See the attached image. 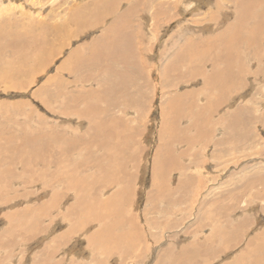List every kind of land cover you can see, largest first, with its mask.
<instances>
[{"label":"rangeland","instance_id":"obj_1","mask_svg":"<svg viewBox=\"0 0 264 264\" xmlns=\"http://www.w3.org/2000/svg\"><path fill=\"white\" fill-rule=\"evenodd\" d=\"M240 1L117 0L54 41L31 16L92 0H0V264H264V5L233 52Z\"/></svg>","mask_w":264,"mask_h":264},{"label":"bare ground","instance_id":"obj_2","mask_svg":"<svg viewBox=\"0 0 264 264\" xmlns=\"http://www.w3.org/2000/svg\"><path fill=\"white\" fill-rule=\"evenodd\" d=\"M150 1V0H149ZM10 3V1H8ZM75 2V1H74ZM115 2L117 4V0H92V2H90L89 4L87 3L86 5H74L73 4V7H71L68 11V8H67V13H69L68 16H64L62 15L61 12L57 11L58 9H55L54 6L51 7V11L48 15H46L44 17V19H37L38 17H35V16H31V21L27 22L29 23V26L30 24H32L30 26L33 27V29L35 28V25L37 28L40 29V32H41V29L43 28L45 31H48L49 32V36L54 40H58L61 36H69V35H73L74 37L75 36H80L81 33H83L85 31V29L87 28H90V27H94L97 25V23L99 24L100 22L103 24V22L106 21V16H103L105 13L106 14H113L111 11H114V5H115ZM120 2V1H119ZM172 2V1H171ZM176 2V1H175ZM241 2V1H240ZM68 3V1L66 2ZM148 3V2H147ZM264 0H261V2H259V0L256 2L254 1H242L241 3H239L237 6H239V8H237V10L235 9V12H236V18H235V21H232L230 24H228V29H227V32H228V37L225 39V38H221V40H225V45H227L230 49V46L232 47V50L230 49V51H233V50H236L235 49V45H232L234 43H240L242 41V36H241V31L243 29L244 26H246L247 28H249V26L246 24L247 23V20L253 15L254 11H255V8H258L259 6H263L264 4ZM2 4V3H0ZM114 4V5H113ZM149 4V3H148ZM147 4V5H148ZM183 4V3H182ZM256 4V5H255ZM62 5V4H61ZM58 6V8H60V6ZM151 5V4H150ZM171 5V3H170ZM173 5V4H172ZM9 6H11L10 4L5 8V11H7L9 9ZM94 7H98V8H94ZM173 7V6H172ZM3 8V6H2ZM3 8V10H4ZM40 8H44V7H40ZM39 8V10H40ZM148 8V7H147ZM160 9V8H159ZM2 10V11H3ZM56 10V11H55ZM63 10V9H62ZM107 10V11H106ZM179 10V9H178ZM1 11V9H0ZM5 11H3L4 13H6ZM130 11V10H129ZM58 12V13H57ZM28 13V12H27ZM66 13V14H67ZM42 15H44V13H41ZM35 15V13H34ZM4 16L0 17L3 18ZM8 17V16H7ZM28 17V15H27ZM69 17V18H68ZM117 17V16H116ZM247 17H249L247 19ZM41 18V17H40ZM56 18V19H55ZM57 18H62L63 20L59 23L57 22ZM121 18L123 19V17H117L115 20H113L114 22L112 23L113 25L111 26H107L104 31L102 32L101 36L97 39H94L93 41H91L89 43V51H90V56H91V53L94 56V58H96V56H101L102 58H104V55H109V57L114 53V47L119 46V44H123L122 43V39L125 37V36H128L125 32V28H124V25L121 24V26H119V23H120V20ZM216 19V18H215ZM3 20V19H2ZM28 20V19H27ZM53 20H56V21H53ZM127 20V19H126ZM214 20V19H213ZM246 20V21H245ZM251 20V18L249 19ZM4 21V20H3ZM93 21V23H92ZM6 22V21H5ZM129 22V21H128ZM24 23V22H23ZM101 24V25H102ZM111 24V23H110ZM125 24V22H124ZM8 26V25H7ZM98 26V25H97ZM26 27V26H25ZM126 27V25H125ZM256 27V26H255ZM259 27V25H257V28ZM256 28V29H257ZM29 29V28H28ZM36 29V28H35ZM38 29V30H39ZM8 30V29H7ZM252 32H253V29H251ZM30 31H33L32 29H30ZM245 31V30H244ZM8 33V31H5V28L3 25L0 26V37H4V34L5 33ZM65 32V33H64ZM251 32V31H250ZM29 33V32H27ZM36 32H34L35 34ZM39 33V31H38ZM243 33V32H242ZM222 34H225V33H222ZM244 34V33H243ZM27 35V34H26ZM30 35V34H28ZM224 36V35H223ZM32 39H33V34L30 36ZM34 37H36L34 35ZM39 37H41V34L39 35ZM44 36H42L41 38L43 39ZM47 37V36H45ZM221 37V36H220ZM225 37V36H224ZM244 37V36H243ZM40 38V39H41ZM27 39V38H26ZM36 39V38H35ZM37 38V40H40ZM41 39V41H42ZM111 40V42H109ZM114 42H113V41ZM24 41V39H23ZM36 41V40H35ZM33 41V43L35 42ZM11 43V41H9ZM46 42V38L43 39V42L40 43L39 45V48L41 51H44V53L46 52L47 53V49L49 50L50 49V46L49 45H42V43H45ZM103 42H106L108 45L105 46V44ZM26 43V42H25ZM39 43V41H38ZM125 43V42H124ZM32 44V43H31ZM48 44V43H47ZM34 45V44H33ZM11 46H14V45H11ZM46 46H48L49 48H47ZM99 46H102V47H99ZM32 47V46H31ZM82 47V46H81ZM85 47L87 48V45H85ZM28 48V47H27ZM36 48V47H35ZM29 49V48H28ZM54 49L55 51V48H52ZM85 49V48H84ZM127 49V48H126ZM125 49V50H126ZM189 49V48H188ZM228 49V51H229ZM30 50V49H29ZM25 51V50H24ZM35 51V50H34ZM29 52V51H28ZM33 52V51H32ZM234 52V51H233ZM35 53V52H33ZM52 53V51L50 52V54ZM180 53V52H179ZM49 54V55H50ZM74 54H76V56H78L77 54V51L74 52ZM123 54V53H122ZM229 54V53H228ZM15 55H17L15 53ZM28 55V53L26 54ZM31 55V54H30ZM37 55V54H36ZM232 54L230 53V55L228 56H231ZM13 56V55H12ZM18 56V55H17ZM40 57V55H38ZM69 56V55H68ZM116 56V55H115ZM127 56V55H126ZM83 57V56H82ZM100 57V58H101ZM122 57V56H121ZM45 58V57H44ZM9 59V58H8ZM85 59V58H84ZM110 59V58H108ZM115 59V58H113ZM15 61V60H14ZM35 61L37 62V64L39 65V62L35 59ZM85 63L86 62H89L91 63L93 60V57L91 56V58H86L85 60ZM43 62V61H41ZM69 62V61H68ZM72 62V61H71ZM99 62V60H98ZM75 63V62H74ZM96 63V62H95ZM104 62H102L103 64ZM30 64V63H29ZM36 64V63H35ZM98 64V63H97ZM113 64V63H112ZM17 65V64H16ZM47 65V64H46ZM45 65V66H46ZM92 65V64H91ZM27 66V65H26ZM86 66V65H85ZM84 66V67H85ZM99 66V64L97 65V67ZM105 66V65H104ZM1 67V66H0ZM18 67V66H17ZM79 67V66H78ZM102 67V66H101ZM9 68V67H8ZM68 67L66 66H61L59 69H58V74L59 75H64L65 74V70L67 69ZM80 68V67H79ZM100 68V66H99ZM110 68V67H109ZM85 69V68H84ZM37 69H34L33 71H35ZM87 70V69H86ZM94 70V69H93ZM82 71V70H81ZM92 71V70H91ZM1 73V72H0ZM4 73V72H3ZM2 73V74H3ZM8 75V74H7ZM10 76V75H9ZM11 77V76H10ZM57 77V76H56ZM99 77V76H98ZM49 78V77H48ZM66 78V77H65ZM84 78V77H83ZM4 79V77H3ZM53 79V78H52ZM51 79V80H52ZM55 82L57 81L56 79H53ZM70 80V79H69ZM206 80V85L207 86H211V87H214L216 85V81H214L215 79H213L212 77L210 78H207L205 79ZM68 81V80H67ZM79 81V80H78ZM32 82V81H30ZM29 82V83H30ZM48 82V81H47ZM58 82V81H57ZM28 83V84H29ZM63 81L60 80V84H62ZM26 84V83H25ZM222 85V84H221ZM22 86V85H21ZM218 86V85H217ZM19 87V86H18ZM43 87V86H42ZM99 88V87H98ZM209 88V87H208ZM140 89V88H139ZM211 89V88H210ZM82 91V90H81ZM75 94V93H74ZM115 95V94H114ZM78 100V99H77ZM174 100V98H173ZM172 104H173V101H172ZM95 107V106H94ZM173 109V108H172ZM169 110V109H168ZM178 111V110H177ZM175 111V112H177ZM92 112V111H91ZM94 112V111H93ZM85 113V112H84ZM87 113V112H86ZM169 113V112H168ZM178 113V112H177ZM203 114V113H202ZM85 116V115H84ZM88 117V116H86ZM169 117V115H168ZM173 117V115H172ZM197 117V116H196ZM198 119V118H197ZM169 120V119H168ZM202 125H200L201 127ZM170 133V132H169ZM174 134V133H172ZM175 135V134H174ZM97 138V137H96ZM106 140V139H105ZM99 141V140H98ZM103 141V140H102ZM93 143V142H92ZM102 143V142H101ZM89 146V145H88ZM87 146V147H88ZM13 148V147H12ZM15 149V148H14ZM16 151V150H15ZM13 152V151H12ZM11 153V152H10ZM11 157V156H10ZM111 157V156H110ZM163 161V160H162ZM171 161V160H170ZM166 162V161H164ZM158 164V163H157ZM158 166V165H157ZM164 166V165H163ZM159 169V168H158ZM162 170V169H161ZM155 171V170H154ZM161 172V171H159ZM94 184V183H93ZM86 194H87V190H86ZM100 214V213H99ZM99 216L96 215L95 218H97ZM108 226V225H107ZM262 240V238H260ZM256 240V239H255ZM258 241H256L257 243ZM262 243V242H261ZM260 243V244H261ZM263 245V244H262ZM262 257V256H261ZM264 260V258H263ZM250 261V260H249ZM253 261V260H252ZM258 262V261H257ZM251 262H249L250 264ZM257 264V263H256Z\"/></svg>","mask_w":264,"mask_h":264}]
</instances>
